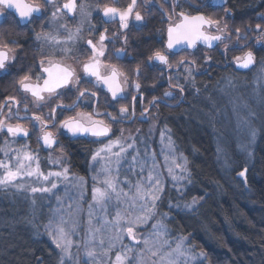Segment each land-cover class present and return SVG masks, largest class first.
Returning <instances> with one entry per match:
<instances>
[{
  "label": "snow or ice",
  "instance_id": "snow-or-ice-1",
  "mask_svg": "<svg viewBox=\"0 0 264 264\" xmlns=\"http://www.w3.org/2000/svg\"><path fill=\"white\" fill-rule=\"evenodd\" d=\"M138 2L139 0H131L127 7L122 9L109 4L101 6L92 0H64L63 3L60 0H0V26L9 16L12 17V26L25 27L47 16L46 22L40 24V31L32 29V40L35 43L29 45L38 47L39 71L33 74L37 60L35 56L34 63L29 65L26 71L21 63L16 73L23 74L18 76L15 84L23 96H6L0 100V137H7L0 143V153L3 154V158H0V191L15 188L19 192L30 188L32 193L56 196L57 208L44 228L55 248L59 250L57 264H70L72 261L75 264H204L206 259V253L203 250L198 252L196 246L190 243V236L181 234L174 240L169 239L170 213L159 210L165 196V184L160 179L157 153L148 151L149 144L144 137L133 135L131 132L125 136L124 129L116 136L113 125L124 121L131 122L137 118L142 121L148 119L150 107L158 103V98L154 96L149 101L150 107L144 108L139 117L136 116L137 99L143 103L140 79L145 68H183L184 83H180V74L177 72L169 75V88L175 87L183 94L188 85H191L196 93H199L200 89L196 86L194 76L198 68V45L215 48L218 44H223L222 55L226 60L227 53L239 46V41L247 39L242 33L252 29L236 27L235 44L226 43L232 40L228 23H222L232 15V10L224 7L228 0H143L146 10L157 3L160 4L161 15L166 17L168 22L167 38L164 40L161 36L157 41L161 47L153 49L146 61L136 64L132 70L135 79H131L128 71L110 60L130 59L127 51V30L131 25L139 31L146 23L144 15L136 11ZM185 4L187 8L184 7ZM164 5L169 7L165 8ZM208 6L224 7V16L217 18L200 11L201 7ZM93 11L102 13L105 24L118 19L120 31L111 35H108V28L100 31L91 23ZM49 12L50 15H47ZM133 13L136 22L134 24L130 21ZM69 15L80 17L74 28L69 27L66 22L60 23ZM259 18L264 20V14H260ZM85 31L88 32L86 40L83 35ZM255 31L258 33L257 44L264 45V27L256 24ZM97 32L98 39L95 38ZM117 39L121 40L122 46L113 51L109 45H115ZM81 41H84L87 50H90L85 51L83 59L77 54ZM23 50L24 45L17 39L6 38L0 43V77L13 74L12 69L18 60L19 52ZM178 52H184L185 55L175 63L170 62V56H175ZM69 60L74 61L76 66L68 63ZM204 60L208 62L212 57L206 54ZM231 63L235 64L237 69L250 70L257 60L249 50L243 56L233 57ZM260 65L261 73H264V60L260 61ZM260 79H264V76L258 73L257 82ZM221 83L222 98H227V104L221 106L212 100L205 115L209 123L215 125L230 107L229 118L235 121L234 131L243 130L247 136V140H242L238 146L248 157H252L254 153L250 148L257 135L253 121L257 113L248 102L242 101L241 97L231 95V92L236 90V80L231 74L223 76L221 81H218V86ZM130 87L139 94V97L132 96L131 110L126 103L127 89ZM173 95L170 90L163 93L164 97ZM68 96L74 97L71 103L64 102ZM116 105H119L118 110ZM45 108L47 111H44ZM88 108L91 111L86 110ZM108 108L112 111H108ZM25 121L28 124H25ZM155 127L153 125L150 128V133ZM170 131L165 126L160 132V155L163 156L164 167L171 178L173 188L182 195L186 187L184 182L192 183L189 161L182 153L178 154ZM140 132V129H136V133ZM33 135L36 139V149L27 143ZM61 137H65L69 144L88 140L89 143L97 145L90 150L88 161L89 170L95 174L92 176L87 229L82 242L75 241L73 236L81 224L79 214L83 209L79 201L86 198V181L84 177L71 173V168L66 162L69 155L68 144L62 143ZM18 140L25 142L14 147ZM138 145L143 146V153ZM57 149L60 155L54 156L53 153ZM43 150L49 151L48 162L59 165V170H49L47 173L42 171L40 153ZM222 156L226 157V154L218 143L217 159ZM101 161L104 162L103 166L97 170L96 165ZM224 163L228 164L227 158ZM145 171L147 176L144 175ZM247 172L246 166L237 173L239 177L244 178L245 184ZM121 175L123 180L119 179ZM130 176L137 177L135 183ZM25 177H34L39 186L21 182ZM65 182L78 191L79 197L73 205H69L65 214H61L64 211L63 198L55 190L60 183ZM121 185H126L127 190ZM202 199L203 197H192L191 201L184 200L181 204L178 197L174 204L169 196L168 208L196 213ZM113 200L116 202L114 205ZM112 208L115 209L114 215ZM126 239L130 243H125ZM73 247L78 254L83 252V262L73 255Z\"/></svg>",
  "mask_w": 264,
  "mask_h": 264
},
{
  "label": "trees",
  "instance_id": "trees-1",
  "mask_svg": "<svg viewBox=\"0 0 264 264\" xmlns=\"http://www.w3.org/2000/svg\"><path fill=\"white\" fill-rule=\"evenodd\" d=\"M60 2L63 3L64 0ZM92 2H98L101 6L112 4L123 9L131 0H115V3L113 0ZM138 6H142L141 2H138ZM159 7L160 4L157 3L147 10L142 9L145 26L138 31L130 25V29L127 30L129 37L127 51L130 59L117 61L112 58L126 71L134 69L140 61H145L153 49L160 48L161 44L157 41L161 36L165 40L168 22L166 17H162ZM164 7L167 8L169 5ZM184 7L187 8V4ZM226 7L232 10V15L228 17L232 20L231 24L242 29L251 28L254 24H261L264 27V20L259 18L260 14H264V0H228ZM200 11L212 15L221 9L208 6L201 7ZM47 15H50V12ZM77 18L69 15L60 23L66 22L68 26L75 27ZM46 19L47 16L34 22L36 31H40V24L46 22ZM91 23L100 31L104 28L114 32L120 31L119 25H115L114 22L105 24L102 13L96 11L93 12ZM84 33L88 35L87 31ZM61 34L63 35V31ZM31 36L30 28L21 39L25 48L23 55L27 56L28 60L36 57V51L29 46L32 44L29 40ZM97 37L98 32L95 34L96 39ZM121 46L120 40L109 47L113 50L114 47ZM78 49L77 54L84 55L85 51L90 52L84 41L79 43ZM251 50L257 63L250 70L238 71L228 63V59L225 60L223 52L219 49L209 50L198 46L197 65L203 66L198 73H194L196 86L200 89L199 96L196 97L195 89L188 85L180 100L170 103L158 99V103L155 104L159 124L171 130L170 135L178 151L189 161L192 183L184 188L182 200L203 197L196 213H189L186 210L172 211L168 227L172 235L190 236V243L196 246V250H203L206 253L207 264H264V79L257 82L258 73L264 76L260 65V61L264 60V45L252 44ZM37 52L40 55L39 51ZM182 54L185 53L179 52L175 56H170V61ZM206 54L212 57L208 63L204 60ZM151 69H156V74L148 69L145 78L140 81L144 85L145 103L149 102L148 98L161 97L163 89L167 86L164 73H159L161 69L157 67ZM227 74H231L236 80V90L231 92V95L241 97L242 101L248 102L257 113L253 121L257 135L250 148L254 153L252 157H248L239 147L234 151L232 144L229 143L228 164L227 167H223L217 159L214 135L200 99L202 96L212 97L221 106L227 104L225 98H222V91L219 92L223 84L218 86V81ZM151 84L154 87L149 90L147 86ZM1 96L2 92L0 98ZM139 104L140 100L137 101L138 110ZM64 141L68 144L72 166L82 175L88 173L90 150L97 145L89 143L88 140L70 144L68 140ZM1 155L0 153V158ZM246 166L247 184L244 183V178L237 175ZM6 192L0 191V264H57L58 250L46 236L36 231L39 220L31 216L28 204L2 201L1 198ZM14 197L13 195L11 199Z\"/></svg>",
  "mask_w": 264,
  "mask_h": 264
},
{
  "label": "rangeland",
  "instance_id": "rangeland-1",
  "mask_svg": "<svg viewBox=\"0 0 264 264\" xmlns=\"http://www.w3.org/2000/svg\"><path fill=\"white\" fill-rule=\"evenodd\" d=\"M139 2H141L142 6H138L137 5L136 11H140L142 13V9H145V6L143 5V0H139ZM109 5L113 6L112 4H109ZM212 15H215L217 18L223 17L224 16V10H221L219 12L213 13ZM77 17H78L77 18V23H79L80 17L79 16H77ZM130 21H131V23H136L135 22V18H134V13L130 17ZM223 22H227L228 23L229 29H230V34L232 36V40L231 41H226V43L235 44V28L236 27H240V26H235V25L231 24L232 20H230L228 17L225 18V20L222 21V23ZM114 24L115 25L116 24L119 25V20L117 19L114 22ZM114 24H112L113 27H114ZM255 26L256 25L254 24V26L250 28V29H252L251 31H248L247 33H242L243 35H246L247 39L239 41V46L232 48L227 53L228 63L231 64L232 66H233V63H231V61L233 60V57L243 56V54L246 51L251 50L252 44L254 45V44L257 43L256 36L258 35V33L255 31ZM69 27H71V25H69ZM113 32H114L113 30L109 31L108 35H111ZM83 35H84L85 40H86L88 38V35L85 34V33H83ZM117 42H120V39H117L116 43ZM109 46H114V45H109ZM116 48H119V47H114L113 51ZM223 48H224L223 44H218L215 47V49H219L221 52H223ZM184 55L182 54L181 56H184ZM181 56H178L177 58L171 60L170 62L175 63L176 61H178L181 58ZM83 58L84 57H81V59H83ZM38 59H39V56H38ZM106 59H108V57H106ZM189 59H192V58L189 57ZM67 62L68 63H72L73 66H76L75 62L72 61V60H69ZM110 62L111 63H115L112 58H111ZM37 63H38V61H37ZM38 66H39V64H38ZM202 67L203 66H201V67L198 66L196 72L198 73V71ZM157 68H160V69L162 68L159 73L163 72L164 75H165V82L167 83V86L163 89V92H165L166 90H170L174 94L172 97H164L162 95L161 97H157V98L160 99V100H163V101L170 102V103H174L177 100H180L182 98V94L180 93L179 89H177L175 87L169 88L168 77H169V75H174L177 72H179V74H180V83H184V71H183V68H180V69H175V68L174 69H168V68H166L164 66H157ZM148 69L152 70L153 74H156V69H151V68H148ZM148 69H146V70L144 69L142 71V77H141L140 81H142V79L145 78L144 75H145V73H147ZM132 70L133 69H128V72L130 74V78L131 79H135V74H134V72ZM256 72H258V70H256ZM152 73H150V75H152ZM254 74L256 75V73H254ZM173 84H175V81H173ZM143 86L144 85H142V93H143V89H144ZM153 87H154V85H152V84L147 86V88L149 90L152 89ZM219 92H221V89L219 90ZM127 93L130 94L131 97L133 95H137L136 90L131 88V87L127 89ZM198 94L199 93H196V97L199 96ZM152 98L153 97L148 98V101H151ZM209 98L210 97L202 96L201 99H200V101L204 105L203 110L205 111V113L208 112L209 107L211 106L212 100H214V99H212V97H211V99H209ZM225 102H227V98L226 97H225ZM126 103L128 105V102H126ZM257 104H259L258 100H257ZM148 106H149V102H148ZM118 107H119V105H118ZM86 110L91 111L90 108L86 109ZM45 111H47V110H45ZM229 113H230V107H229V111L224 112L223 116L219 119V121L215 125L209 123V127H210V129H211V131H212V133L214 135V139H215V143H216V152H217V145H218V143H220L222 148H223V150H224V153L226 154V157L222 156L219 159V162L221 163V165L223 167H227V165H225V163H224L225 158H227V160H228V157H227L228 147H227V145H229V143H231L233 148H234L233 150L235 151L236 149L238 150L239 146H237V145H239V143L242 140H244V141L247 140L246 133L243 130H241L240 132L234 131L235 121L234 120H230ZM70 114H74V113H70ZM136 116H137V114H136ZM158 119H159V116H158V114L155 111V105H152L150 107V113H149V118L148 119H145L143 121L142 120L141 121H137V122L135 121L133 123H129L127 121H124L123 123H115L113 125V132L115 133L116 136H118V135H120V130L124 129L125 130V132H124L125 136H127L129 134V132H131L133 135L144 137V138H146V141L149 144L148 151L157 153V163L160 165L158 171L161 172L160 179L165 184V196H164V200L161 203V206H160L159 210L161 212H169L170 216H171L172 211L178 210V209L172 208L170 210L168 208L169 196H171L172 202L174 204L176 203L178 197L180 198L181 204L183 203L184 200H182V198H181L182 195L180 193H177L175 188H173L171 178L168 176L167 170L164 167L163 156L160 155V148H161L160 132H161V130L165 129V126L164 125H160ZM153 125H155L156 127L150 133L149 130H150V128H152ZM136 129H140L141 132L140 133H136ZM230 134L232 135L233 138L231 137ZM229 137H231V138H229ZM6 138L7 137H1L0 141L3 142V140L6 139ZM24 142L25 141H20V143H24ZM20 143L17 142L16 145H14V147L19 146ZM27 143H29V142H27ZM30 146L33 149L37 148V146L33 145V144H30ZM138 146L140 147L141 153H143V151H144L143 146H140V145H138ZM68 153H69V151H68ZM179 153H181V152L178 151V154ZM40 155H41V158H42L41 159V169H42V171L47 173L49 170H52V171L59 170V165H53V164H50L48 162V159H47V157L49 155V151L48 150L41 151ZM53 155L54 156L60 155L58 149L56 151H54ZM1 158H3V154L1 155ZM66 162L68 163L69 167L71 168V173H74L76 175L84 177L85 181H86V184L84 185V188L86 190V198L83 201H79L80 207L83 209V211L79 214L80 219H81V224H80L79 228L77 229V233L73 236V239L75 241L82 242L84 237H85V232H86V229H87V219H88L87 210H88V203L91 202V189L93 187L92 176L95 173L88 169V173H86L85 175L80 174L71 164L70 153L67 156V161ZM103 163H104L103 161L98 163L96 165V169L99 170L103 166ZM126 168H127V165L125 164V170H126ZM188 168H189V166H188ZM137 171H139V169H137ZM177 172H179V169H177ZM147 174H148L147 171H145L144 175L147 176ZM102 179H103V177H101V180ZM119 179L123 180L124 179L123 175H121L119 177ZM130 179L132 180L133 183H135L137 177L136 176H130ZM21 182L28 183L31 186H39L37 183H35V178L34 177L33 178L25 177L23 179V181H21ZM184 183H185V185H187L186 181ZM121 186L125 187V190H127V186L126 185H121ZM55 191H57V194L60 197L63 198V210L64 211L61 214H65L67 212V209H68L69 205H73L74 201L78 200L79 193H78V191L75 188H73L67 182L60 183L58 185V189L55 190ZM13 195L15 197H14V199H11V197ZM1 199H2V201H16V203H18L20 205L22 203H27L28 204V208L31 210L30 211L31 212V216L32 217H36L39 220L37 225H36V231L39 234L46 236L50 240V242L53 244L52 239L46 233L44 226L49 223L50 218L53 216L54 211L57 208L56 196H54L52 194H48V193H32L30 191V188L27 191H19V192L15 188H10V189L7 190V192L4 194V196H2ZM33 201H35V203H33ZM189 201H191V200H189ZM112 203L114 205L116 203L115 200H113ZM111 212H112V215H114L115 214V209L112 208ZM65 218H67V216ZM109 218H111V216ZM58 219H59V217L57 216V221H58ZM40 220H41V222H40ZM149 227H150V225H149ZM141 231H143V229H141ZM177 236L178 235H172L171 234L169 239L174 240ZM125 243H130V241H127V239H126ZM58 252H59V250H58ZM72 253H73L74 256H78L81 259V261L83 262L84 257H83V252L82 251L78 254L76 248L73 247ZM113 259H114V254H113ZM70 264H75V262L72 261V262H70ZM204 264H207V262L204 261Z\"/></svg>",
  "mask_w": 264,
  "mask_h": 264
},
{
  "label": "flooded vegetation",
  "instance_id": "flooded-vegetation-1",
  "mask_svg": "<svg viewBox=\"0 0 264 264\" xmlns=\"http://www.w3.org/2000/svg\"><path fill=\"white\" fill-rule=\"evenodd\" d=\"M36 2H39V0H36ZM226 5H224V7H226ZM211 7H213V6H211ZM224 7H213V8H219L221 10H224ZM11 21H12V17L9 16V17H7L6 20H4L3 25L0 26V43H3L4 39H6V38L7 39H17V40H19L22 43L21 39H22L23 34L25 32L27 33L28 29H30V28L33 29L34 25H35V24H31V25H28L26 27L25 26H12L11 25ZM165 31H166V29H165ZM29 40H31L32 44L35 43L32 40V36L29 38ZM204 48H206V47H204ZM33 49L36 51L35 55H36V58H37V60L35 61L36 67L33 69V74H35L36 72L39 71V66H38V63H37L39 54L37 52L38 51V47H33ZM209 50H212V49H209ZM78 55H80L81 57H84V55L82 53H78ZM31 57H32V54H31ZM24 58H25V60H24ZM21 63H23L24 70L26 71L28 69V66L32 65L34 63V60H33V58L32 59L30 58V60H28L27 56L23 55V51L19 52L18 60H17L16 64L14 65L13 69H12V73L13 74L8 75V76L0 77V92H2V96H1L0 100H3L4 97H6V96H17L18 98L23 96V93H21V92H19L17 90V85L15 84V81L18 79V76L23 74V72H20L18 74L16 73V69L20 66ZM233 66H234V64H233ZM142 94H143V103L140 102L139 110L137 108V101L140 100L139 98L137 99L136 104H135L137 117H139L140 113L144 110V108H148L149 107L148 106V102L145 103L144 93H142ZM137 95L139 97V94H137ZM73 98H74L73 96H68V97L65 98L64 102L65 103H71V100ZM28 99L31 100V97H29ZM109 99H110V96H109ZM126 102H128V106H129V108L131 110L132 97H131L130 94L127 95V101ZM122 103H123V101H122ZM102 106H103V101H102ZM20 107H21V109H23V104H21ZM118 108H119L118 105H116V109L117 110H118ZM45 110H47V108H45L44 111ZM77 110H80V109H77ZM107 110L108 111H112L111 108H108ZM30 114L31 113H29V115ZM67 114L69 115L70 113H65V115H67ZM62 118H63V116L61 117V119ZM135 121L137 122V121H141V120L137 118V119H135V120H133L131 122H129V121H127V122L133 123ZM12 122L15 123L16 121H12ZM24 123L28 124L27 121H25ZM64 140H67V139L65 137H61V142L65 143L66 141H64ZM20 141H22V140H18L17 142L20 143ZM27 142L37 146L36 139H35L34 135L32 137H30ZM0 143H2V142L0 141ZM43 151H46V150H43Z\"/></svg>",
  "mask_w": 264,
  "mask_h": 264
},
{
  "label": "water",
  "instance_id": "water-1",
  "mask_svg": "<svg viewBox=\"0 0 264 264\" xmlns=\"http://www.w3.org/2000/svg\"><path fill=\"white\" fill-rule=\"evenodd\" d=\"M166 38H167V37H166V31H165V40H166ZM198 46L205 47L204 45H198ZM208 49H213V48H208ZM187 51H191V50H187ZM178 53H179V52H178ZM234 67H235V69L238 70V71H247V70H245V69H237L236 66H235V64H234Z\"/></svg>",
  "mask_w": 264,
  "mask_h": 264
}]
</instances>
